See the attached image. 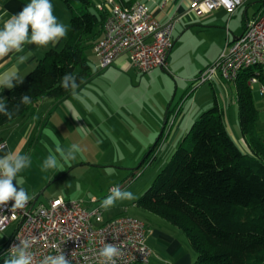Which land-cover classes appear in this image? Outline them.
<instances>
[{
  "label": "trees",
  "instance_id": "16d2710c",
  "mask_svg": "<svg viewBox=\"0 0 264 264\" xmlns=\"http://www.w3.org/2000/svg\"><path fill=\"white\" fill-rule=\"evenodd\" d=\"M63 1L71 14L66 43L47 51L22 83L7 89L9 109L24 94L31 97V103L20 105L11 120L0 114V128L34 115L43 98L61 101L71 95L60 84L66 73L77 77L78 89L96 75L86 51L101 37L109 11L98 10L93 0ZM253 74L254 68L245 69L235 82L240 129L249 150L244 152L233 138L224 109L215 100L134 201L186 235L196 254L193 264H264V136L248 83ZM7 242L0 251V264L10 258Z\"/></svg>",
  "mask_w": 264,
  "mask_h": 264
},
{
  "label": "crops",
  "instance_id": "0c3cea01",
  "mask_svg": "<svg viewBox=\"0 0 264 264\" xmlns=\"http://www.w3.org/2000/svg\"><path fill=\"white\" fill-rule=\"evenodd\" d=\"M118 1L122 3L128 1L146 3L152 14L161 22L168 21L174 15L179 16L180 19L177 24L182 22L183 25L180 26V29L185 27L184 35L190 30L203 34L201 42L208 44V49L201 58L187 60L184 59V54H180L182 59L180 56L178 57L179 50H175L173 46L168 57V67H158L150 73L139 72L132 64L128 54L121 55L110 67L102 71H99L96 65V75L81 87L90 86V89L87 88L79 93L80 88L76 95L71 94L61 101L43 98L38 103L34 115L22 117L0 128V144H7L5 151L18 150L22 155H25L27 148L38 139L44 123L47 125L51 123L58 111L62 115L65 114L70 120L79 115L87 121L93 114L104 117L103 121L111 120L117 128L126 131V138L139 139L137 142H139L143 152L158 135L162 127L163 115H167L171 111V97L175 84L174 97H177V93L181 89V91L185 90L183 101L188 97L192 98L188 106V113H183L180 121L175 122L170 127L165 138H162L163 133L160 136L162 148L166 144L169 146L176 145L179 140L181 143L194 122L193 120L202 111L211 107L215 100L224 109L225 116L230 112L231 107L228 108V105L237 102L235 83L225 81L218 75L213 81L208 82L212 87V94L206 92L202 96L196 95L195 93H199L204 87L203 85L198 87L199 91L191 92L196 89L193 85L194 79L207 65L218 58L227 40H233L243 32L246 22L242 30L232 24L236 12L231 15L226 9L219 7L208 14L199 16L188 12V3L184 0ZM29 2L30 0H0V28L3 27L6 19L12 14L19 13ZM51 4L53 5V14L68 29L66 36L55 46L40 47L35 44H25L22 52L10 53L0 60V73L15 67L19 76L23 78L36 66L38 60L47 51L64 47L70 31L71 14L63 0H51ZM175 31L176 27L173 35ZM207 32L210 34L207 35ZM19 56L26 57L23 63L19 62ZM176 73H180V76L177 77ZM192 87H194L193 90ZM6 91L7 88L0 90V96L5 100ZM188 92L189 94H187ZM80 104L81 106H79ZM168 117H165L163 130L166 128ZM147 119L148 123L142 122V120ZM0 155H3V152H0ZM133 205H135L134 202ZM116 216H105V218L109 219ZM147 227L148 244L154 250V258L149 263L139 262L136 264H193L196 254L186 235L178 227L160 219H153L152 224H147Z\"/></svg>",
  "mask_w": 264,
  "mask_h": 264
},
{
  "label": "built area",
  "instance_id": "2783aa9c",
  "mask_svg": "<svg viewBox=\"0 0 264 264\" xmlns=\"http://www.w3.org/2000/svg\"><path fill=\"white\" fill-rule=\"evenodd\" d=\"M184 1L188 3V12L200 16L219 7L232 15L249 0ZM96 7L109 11L102 35L94 44L99 70L110 67L123 54H128L141 73L168 67V57L174 46V27L179 16L174 15L161 22L141 1L124 4L118 0H104ZM249 68L255 69L249 85L253 88L260 83L259 92L264 95V0L262 9L254 18L247 20L243 32L237 38L227 40L217 61L202 70L193 83L199 86L213 81L218 75L235 83ZM174 113L171 126L180 109ZM13 203L9 201L0 207V235L17 222L7 242L8 255L10 247L19 244L17 238L35 237L36 242L31 249L35 264H39L46 255L61 252L70 264H100L98 253L103 243H113L121 249L123 255L117 258V264L149 263L154 258V250L148 244L147 223L139 217L121 214L106 219L101 206H89L83 201L62 197L39 204L30 200L25 208L14 212Z\"/></svg>",
  "mask_w": 264,
  "mask_h": 264
},
{
  "label": "rangeland",
  "instance_id": "374dc122",
  "mask_svg": "<svg viewBox=\"0 0 264 264\" xmlns=\"http://www.w3.org/2000/svg\"><path fill=\"white\" fill-rule=\"evenodd\" d=\"M103 2L104 0H93L94 4ZM262 7L263 0H249L247 4L240 7L238 11H235L233 26L235 25L242 30L244 23L248 19L254 18ZM91 9L95 10V7L92 6ZM181 23L175 24L174 49L179 50L177 53L178 57L180 54H184V59L197 60L208 49V44L201 42L203 34H198L190 30L184 35L185 27L180 29V26L183 25ZM207 33V35L210 34L209 32ZM181 43H183L182 46H180ZM86 54L95 72L97 70L96 65L98 67L99 64V58L96 55L94 46H89ZM217 59L205 68L213 65ZM176 75L179 77L180 73H176ZM193 85L196 89L193 90L194 87H192L191 89L193 91L191 93L199 91L200 89L198 87L203 85L204 87L201 88L199 93L195 94L199 96H202L206 92L212 94V87L208 82L199 86H196L195 83ZM87 88L90 89V86H87ZM87 88H81L79 93L85 91ZM259 88L260 83H257L253 86L252 91L257 108L259 109V129L264 136V95L260 94ZM175 90L176 84L171 97L172 105L169 113L171 115L168 118V122H166L165 130H163V125L167 115L164 114L162 127L158 135L143 152L139 142H137L139 139L126 138V131L117 128L111 120L103 121L104 117L96 116L95 114L89 117L90 120L87 119V121L79 115L74 116L75 119L70 120L65 114L62 115L57 111L54 120L48 123V125L44 123L42 126L43 129L39 132L38 139L27 148L25 155L30 157L31 165L18 174L17 180H14L13 184L18 189L19 187H23L28 195L32 197L31 200L36 201L37 204L48 203L52 198L62 197L67 200H80L89 206H100L102 200L110 194V189L118 186L122 190L132 192L136 198L134 200L117 201L110 209H103L105 216L132 215L141 218L149 225L152 224L153 219L166 221L156 214L133 205V202L143 195L159 170L169 161L172 153L180 144L179 140L176 145L169 146L166 144L162 148L160 141H158L162 133L164 134L162 138L168 135L171 127V117L174 116L175 111L180 109V113L175 120L176 123L180 121L183 113H188V106L192 97H188L183 101L185 90L181 91L180 89L177 97H174ZM182 107L184 108L183 110ZM228 108H230V112L226 115L228 129L240 148L244 152H247L249 149L245 144L240 129L238 102H235L233 105H228ZM203 112L193 121L197 120ZM144 121L148 123V119L142 120V122ZM73 143L78 144L82 149L77 154L75 160L67 163L60 160V168L42 171L43 161L50 153L56 154L55 149L58 145L67 149ZM156 143H158L159 147L146 159V155ZM161 148L162 150L160 151ZM56 155L59 159V155ZM154 157L156 158L154 159ZM170 225L173 224L170 223ZM16 226L17 222L13 223L7 230L1 233L0 251L5 242L13 234Z\"/></svg>",
  "mask_w": 264,
  "mask_h": 264
},
{
  "label": "clouds",
  "instance_id": "9594fccd",
  "mask_svg": "<svg viewBox=\"0 0 264 264\" xmlns=\"http://www.w3.org/2000/svg\"><path fill=\"white\" fill-rule=\"evenodd\" d=\"M6 14V13H5ZM67 27L60 23L53 14L51 0H30L23 9L12 14L0 28V60L10 53H20L24 50L25 44H35L40 47L49 45L55 46L67 34ZM26 57L19 56V62L23 63ZM15 82V83H14ZM23 79L19 76L18 70L13 67L0 73V90L7 88L13 89L16 84L22 83ZM61 87L71 90L72 95L77 94L80 85L77 77L66 73L61 77ZM31 103V97L27 94L21 96L19 103L9 109L6 100L0 96V114L11 120L19 110L20 105ZM7 144H0V207L13 201L12 212L23 209L32 199L23 187L19 189L13 184L17 176L24 169L30 167L31 159L28 155H22L18 150H7ZM82 151L78 144H71L67 149L57 146L55 153H50L42 164V171L58 169L61 167L60 160L65 163L76 159L77 154ZM134 194L120 187L110 189V194L101 202V208L110 209L117 201L134 200ZM2 222V220H0ZM19 244H13L9 250L10 258L5 260V264H35L34 253L31 251L35 237L17 238ZM100 264H117V258L123 255L121 249L113 243H103L100 248ZM39 264H70V261L62 252L58 255H46Z\"/></svg>",
  "mask_w": 264,
  "mask_h": 264
}]
</instances>
